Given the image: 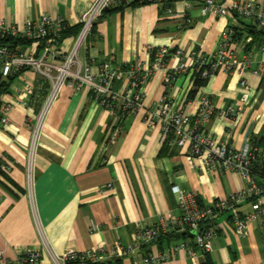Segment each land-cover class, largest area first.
I'll list each match as a JSON object with an SVG mask.
<instances>
[{"label": "crops", "instance_id": "0c3cea01", "mask_svg": "<svg viewBox=\"0 0 264 264\" xmlns=\"http://www.w3.org/2000/svg\"><path fill=\"white\" fill-rule=\"evenodd\" d=\"M95 1L0 0V17L19 26L43 15L64 18L70 31L61 49L69 51L82 16ZM253 1L264 4V0ZM118 7L108 9L95 22L79 52L83 62L91 58L97 62L113 59L120 65L136 60L150 64V47L181 48L189 56L210 55L232 29L239 34L234 36L233 48L241 55L252 51V64L220 71L196 87L194 68L167 83L169 70L179 64L169 56L164 67L143 85L146 108L123 120L103 107L86 86L80 90L65 86L39 132L31 183L32 137L49 82L32 68L12 78L0 76V159L10 166L0 170V250L5 259L16 260L37 251L39 264H55V257L71 251L101 249L100 262L106 264H134L136 260L143 264L147 255L166 251L171 257L161 264H264V237L258 224L240 236L228 213L217 220L220 235L214 251L206 256H188L181 244L191 245L192 237L171 232L163 240L144 245L134 256L109 257L117 247L133 242L141 226L169 227L180 216L179 189L194 191L203 203L210 204L245 186L238 173H208L198 167L200 161L197 166L187 162V146L162 141L160 125L149 126L145 113L164 95L193 116L204 96L212 99L218 111L239 104L238 116L217 115L208 130L236 148L253 141L264 149V69L260 73L253 70L261 58L256 48L264 42V35L258 33L253 20L237 15L204 16L198 0ZM20 47L31 48L22 42ZM243 79L248 96L241 102ZM29 85L33 93L26 95ZM113 86L121 90L124 82L117 80ZM8 103L13 109L4 123L2 107ZM249 209L248 204L242 206L244 212Z\"/></svg>", "mask_w": 264, "mask_h": 264}, {"label": "built area", "instance_id": "2783aa9c", "mask_svg": "<svg viewBox=\"0 0 264 264\" xmlns=\"http://www.w3.org/2000/svg\"><path fill=\"white\" fill-rule=\"evenodd\" d=\"M135 0H96L91 8L81 18V29L69 51H63L61 44L63 34L69 28L68 22L61 17L43 15L37 20L29 19L23 26L10 24L0 17V39L7 38V43H0V76L9 78L21 74L26 68L34 69L44 80L49 82V90L45 102L39 112L37 124L31 143V153L28 165L30 183L33 179V154L43 123L53 102L60 95L65 86H72L76 90L87 87L93 97L105 108L118 115L121 120L129 115H136L146 107L144 104L143 85L152 75L162 69L169 56L179 60V64L170 69L167 74L169 84L177 75L194 68L201 79L208 80L220 71L232 72L237 66L249 67L252 64L250 54H239L232 46L235 32L226 31L213 54L197 53L188 55L183 49L170 50L167 47L154 49L150 47V64L136 60L128 65L117 64L113 59L97 62L87 59L83 62L79 58L81 47L92 34L95 22L110 9L128 4ZM149 2H164L165 0H147ZM202 15L229 16L237 15L247 20H253L258 30L264 32V4L253 0H198ZM172 12V8L168 7ZM192 19L187 18L191 24ZM20 39H24L31 48H21ZM36 46V47H35ZM39 48V49H38ZM261 53L253 69L260 73L264 69V42L256 48ZM253 57L256 53L253 52ZM190 58V60H189ZM124 82L121 90L114 88L115 81ZM243 88L241 102L248 96V85L245 79L240 83ZM33 86L29 85L25 94H32ZM13 104L2 107L4 123L8 122V115ZM240 105L230 106L226 110L218 111L209 96H204L196 115L179 108L170 95H164L154 108L145 113V120L149 126L160 125L161 139L171 146L183 148L187 146L186 159L193 166L208 173L214 170L238 173L245 182V186L238 192L231 193L226 198H218L210 204L203 203L198 193L178 190L180 216L174 218L169 227L143 225L136 233V239L114 249L109 253L110 258L134 256L144 245L157 242L161 237L171 232L192 237V244L186 242L181 247L187 255L193 258L206 256L215 249L220 229L215 225L225 213L231 215L238 235L245 236L250 225L256 223L264 237V149L249 141L243 148L218 140L211 133L207 125L217 115L235 117L240 113ZM120 130V127H118ZM10 166L0 159V170ZM248 204L250 209L242 211V206ZM104 251L87 250L85 252L71 251L64 256L55 257V264H69L71 261L100 262ZM41 254L37 251L27 252L16 260H7L0 250V264H39ZM171 252L166 251L158 255H147L143 264H161L170 259ZM134 264H141L135 261Z\"/></svg>", "mask_w": 264, "mask_h": 264}, {"label": "trees", "instance_id": "16d2710c", "mask_svg": "<svg viewBox=\"0 0 264 264\" xmlns=\"http://www.w3.org/2000/svg\"><path fill=\"white\" fill-rule=\"evenodd\" d=\"M147 2H149V1H147V0H135V1H132V2H130V3H128V4H125V5H121V6H119L118 8H122V7H124V6H128V5H138V4H144V3H147ZM81 26H82V24H80V26H78L77 27V29H78V32L80 31V29H81ZM256 26V25H255ZM257 28V27H256ZM76 29V30H77ZM70 31V28H68L65 32H64V34H63V38L65 37V35L68 33ZM258 33H260V34H262V35H264V32H262V31H258ZM238 33H236V35H234V36H236V38L238 37ZM21 41L20 42H22V43H27L24 39L22 40V39H20ZM10 40H8L7 38H4V39H0V43H7V42H9ZM197 74V78H196V87H199V86H201V85H203L207 80H204V79H201L200 78V76H199V74L198 73H196ZM9 78H12V76H10ZM195 92V90L194 91H192V94ZM263 139H264V137H263ZM263 142V141H262ZM258 144V143H257ZM174 233V232H173ZM168 236H170V234H167V235H165V236H163V237H161L160 238V240H163L164 238H167ZM185 236H187V234L185 235ZM159 240V241H160ZM69 264H106V263H104V262H81V261H79V260H74V261H71Z\"/></svg>", "mask_w": 264, "mask_h": 264}]
</instances>
